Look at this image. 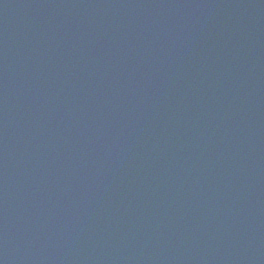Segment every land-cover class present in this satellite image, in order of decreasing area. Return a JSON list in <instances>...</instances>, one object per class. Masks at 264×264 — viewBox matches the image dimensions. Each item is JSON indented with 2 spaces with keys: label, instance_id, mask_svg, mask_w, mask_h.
I'll list each match as a JSON object with an SVG mask.
<instances>
[{
  "label": "water",
  "instance_id": "obj_1",
  "mask_svg": "<svg viewBox=\"0 0 264 264\" xmlns=\"http://www.w3.org/2000/svg\"><path fill=\"white\" fill-rule=\"evenodd\" d=\"M0 264H264V0H0Z\"/></svg>",
  "mask_w": 264,
  "mask_h": 264
}]
</instances>
